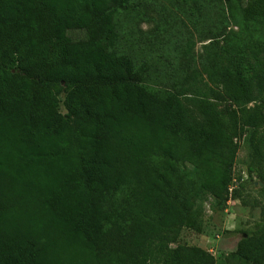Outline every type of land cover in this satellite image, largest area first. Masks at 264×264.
<instances>
[{"label":"trees","instance_id":"1","mask_svg":"<svg viewBox=\"0 0 264 264\" xmlns=\"http://www.w3.org/2000/svg\"><path fill=\"white\" fill-rule=\"evenodd\" d=\"M201 1L171 42L132 0H0V264H216L177 239L241 141L264 185V0ZM260 213L229 263L264 264Z\"/></svg>","mask_w":264,"mask_h":264},{"label":"rangeland","instance_id":"2","mask_svg":"<svg viewBox=\"0 0 264 264\" xmlns=\"http://www.w3.org/2000/svg\"><path fill=\"white\" fill-rule=\"evenodd\" d=\"M132 2L133 4H143L142 9L146 11L145 13L151 19L148 22H140L138 20L135 23L131 22V28L136 31V34L140 31L141 33H152L159 26V22H162V27H160L162 31L159 34L161 39L165 37L170 40L171 38V42H173L174 38L177 39L179 37L180 32L185 33V31H192L194 36H197V33L194 31L195 28L189 21H193L194 19L190 16L187 9L189 7L194 9L195 5H202L201 0H187L184 3L181 0H132ZM162 7H164L163 10L161 9ZM201 12L204 14L214 13L211 8H206V10H202ZM163 15L171 16L167 17L169 19L167 24H165V20H161ZM232 16L234 21H238L237 5H234L232 8ZM170 20L175 22L169 24ZM234 21L233 19L230 20L228 30L236 33L239 27ZM70 34L75 38L82 37L79 31H73ZM162 45H164V41ZM162 45L159 46L161 47ZM201 45V43H197L194 46L193 51L196 54L200 53ZM168 46L171 45L168 44ZM150 57L152 58L151 61L156 64L154 67H157L158 57L156 53L151 54L148 58ZM150 78L151 82L156 85H162L165 81L164 76L156 72H153ZM61 112L64 113L62 108ZM247 152V146L241 141L234 167V180L232 181V184L240 187V197L236 198L234 195L228 196L224 203L216 202L212 198L205 199L199 206L200 233L183 228L177 239V244L196 246L207 251L215 258L216 264H231L229 263L228 256L235 251L237 243L241 238V232L252 229L254 224L260 219L261 207L264 205V201L261 199L258 191V184L260 182L257 180L250 181L245 172ZM262 187H264L263 184ZM174 247L175 245L172 244L171 248Z\"/></svg>","mask_w":264,"mask_h":264},{"label":"water","instance_id":"3","mask_svg":"<svg viewBox=\"0 0 264 264\" xmlns=\"http://www.w3.org/2000/svg\"><path fill=\"white\" fill-rule=\"evenodd\" d=\"M260 186L262 187V184L260 183Z\"/></svg>","mask_w":264,"mask_h":264},{"label":"built area","instance_id":"4","mask_svg":"<svg viewBox=\"0 0 264 264\" xmlns=\"http://www.w3.org/2000/svg\"><path fill=\"white\" fill-rule=\"evenodd\" d=\"M232 189H230V191H231Z\"/></svg>","mask_w":264,"mask_h":264}]
</instances>
